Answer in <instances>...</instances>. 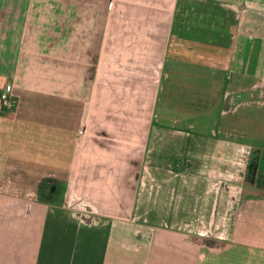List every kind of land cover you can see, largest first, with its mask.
<instances>
[{
    "label": "crops",
    "instance_id": "obj_1",
    "mask_svg": "<svg viewBox=\"0 0 264 264\" xmlns=\"http://www.w3.org/2000/svg\"><path fill=\"white\" fill-rule=\"evenodd\" d=\"M0 264H264V0H0Z\"/></svg>",
    "mask_w": 264,
    "mask_h": 264
},
{
    "label": "rangeland",
    "instance_id": "obj_2",
    "mask_svg": "<svg viewBox=\"0 0 264 264\" xmlns=\"http://www.w3.org/2000/svg\"><path fill=\"white\" fill-rule=\"evenodd\" d=\"M2 107V106H1ZM8 108V107H2ZM250 164L246 172V180L240 191L255 190L264 192V152L252 150L250 154ZM242 189V190H241Z\"/></svg>",
    "mask_w": 264,
    "mask_h": 264
},
{
    "label": "built area",
    "instance_id": "obj_3",
    "mask_svg": "<svg viewBox=\"0 0 264 264\" xmlns=\"http://www.w3.org/2000/svg\"><path fill=\"white\" fill-rule=\"evenodd\" d=\"M13 93L12 83H6L0 91V105L2 107H9L11 105V97Z\"/></svg>",
    "mask_w": 264,
    "mask_h": 264
}]
</instances>
